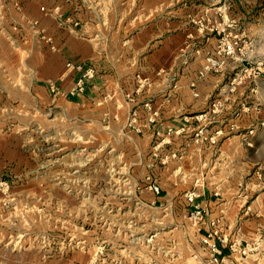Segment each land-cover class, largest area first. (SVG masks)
<instances>
[{
  "label": "rangeland",
  "instance_id": "obj_1",
  "mask_svg": "<svg viewBox=\"0 0 264 264\" xmlns=\"http://www.w3.org/2000/svg\"><path fill=\"white\" fill-rule=\"evenodd\" d=\"M173 9L203 78L161 77L193 55L178 40L155 96L141 68L169 23L144 26ZM61 30L88 49L68 62L93 69L68 97L120 58L123 94L39 104L8 81ZM0 78V264H264V0H0Z\"/></svg>",
  "mask_w": 264,
  "mask_h": 264
},
{
  "label": "crops",
  "instance_id": "obj_2",
  "mask_svg": "<svg viewBox=\"0 0 264 264\" xmlns=\"http://www.w3.org/2000/svg\"><path fill=\"white\" fill-rule=\"evenodd\" d=\"M177 9H182V12L186 11V2L180 7H177ZM174 10L175 9L171 10L173 11L171 14H169L171 11H168L165 15H156L154 19L152 18L144 26L147 28V31H149L150 29H153L154 23H157L160 19L165 18L167 23H169L167 24V28L164 29V32H162L163 35L160 40L164 46L159 43L156 45L152 44L146 54L149 58L145 57V67L141 68L142 71L150 74V78H155V81H152L151 83L152 88H156L155 85L159 84V62L157 61L159 58H157V56L163 50H166L167 53L176 51V48L179 47L178 42H176L178 40H183L180 49L186 52V54L193 50V55L190 57L186 55L182 60L177 58H166L162 65H166L168 70L166 71V74L161 75V77L172 78L173 75L176 74L175 72L173 74L172 68L179 66L183 68L182 74L174 76L173 78H203L198 75L199 71L197 72L196 70V68L201 65L200 55H198L200 49L191 48L190 50V42H192V44H194V42L193 39L190 40L189 37H192L193 34L190 33L191 30L187 26L186 21H184L180 15L174 14ZM180 18L183 20H179ZM143 29L144 28L142 27L141 30H137L134 36L137 37L138 35H141V31H144ZM64 32L65 31L61 30L62 37L55 38L54 41L56 48L54 49L47 47H44L41 50L29 48L30 53L32 52V54L37 57V59H35L33 56L34 64L28 66L25 63H21L20 65L12 67L9 69V75L12 78H7L8 81L20 86L21 89H23L22 93L24 96L27 98L33 97L39 104L50 103L54 100L58 103L61 102L64 105H68V103L78 104L79 102H88L89 104L95 98L100 100V95L103 93L104 95L102 96V99L109 103L108 99H111L112 96L123 94V82H128V75L134 73L130 70V66H128V60L120 58L117 60V64L108 59L103 68H100L99 74L95 77L97 79L93 81L94 84H92L90 91L85 96L79 99L76 97H68L74 87L78 75V71L75 68L67 65L68 60H76L86 57L88 49L84 46L86 44H82L75 35ZM210 40L211 38H208V41ZM89 45L92 47L93 43ZM146 68H148V70ZM134 72H136V70H134ZM1 82H4V78H0V84ZM50 82H56L60 86V91L53 94L54 96H52V93L48 88ZM157 93L156 88L153 95L157 96ZM171 94L174 93L172 92L168 95ZM154 98L157 99L158 97ZM197 100L198 99L193 98L190 93L186 92V112L187 110L189 111V109L194 108ZM195 147H197L195 141L186 142L187 159L196 157L197 152H195Z\"/></svg>",
  "mask_w": 264,
  "mask_h": 264
},
{
  "label": "built area",
  "instance_id": "obj_3",
  "mask_svg": "<svg viewBox=\"0 0 264 264\" xmlns=\"http://www.w3.org/2000/svg\"><path fill=\"white\" fill-rule=\"evenodd\" d=\"M222 51L229 55L233 52V48H232V45L229 44V43H226L224 45V47L222 48ZM69 67H73L75 68L78 72H79V77H78V83L79 85H81L83 83V78H90L93 76V69L90 67V68H86L84 66V64H81V63H78L76 65H73L72 63L68 62L67 64ZM206 71H210V70H214V69H217L218 65H217V61L214 60V59H210L207 63V65L204 66ZM200 74L203 75V71L201 70L200 71ZM50 85V88L54 91L56 90L57 86H56V82H50L49 83Z\"/></svg>",
  "mask_w": 264,
  "mask_h": 264
}]
</instances>
